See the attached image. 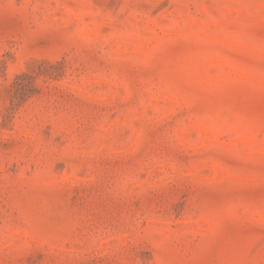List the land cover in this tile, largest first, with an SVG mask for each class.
<instances>
[{
	"label": "rangeland",
	"instance_id": "rangeland-1",
	"mask_svg": "<svg viewBox=\"0 0 264 264\" xmlns=\"http://www.w3.org/2000/svg\"><path fill=\"white\" fill-rule=\"evenodd\" d=\"M0 264H264V0H0Z\"/></svg>",
	"mask_w": 264,
	"mask_h": 264
}]
</instances>
